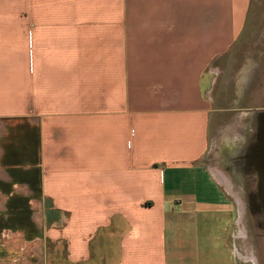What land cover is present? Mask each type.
<instances>
[{
  "label": "crops",
  "instance_id": "obj_1",
  "mask_svg": "<svg viewBox=\"0 0 264 264\" xmlns=\"http://www.w3.org/2000/svg\"><path fill=\"white\" fill-rule=\"evenodd\" d=\"M263 124L264 0H0V264H264Z\"/></svg>",
  "mask_w": 264,
  "mask_h": 264
},
{
  "label": "rangeland",
  "instance_id": "obj_2",
  "mask_svg": "<svg viewBox=\"0 0 264 264\" xmlns=\"http://www.w3.org/2000/svg\"><path fill=\"white\" fill-rule=\"evenodd\" d=\"M248 138L249 139H247V145H245V147L243 148L240 146L236 147V150L239 151H216L215 154L216 158L211 157L210 163L213 166H216L217 168L224 167L227 169H231L232 171L231 173L233 174V177L235 179H240L242 173L245 181L247 182L248 187L241 188L235 186L234 188H232V192L235 195L241 196L242 200H245L244 204L241 203L239 206H240V211L242 210L241 213L243 217L241 220V225L248 232L246 252L249 259L251 258L252 253H257L260 259L261 258L264 259V226L263 227L258 226V220L255 214L250 209L251 205L248 203L249 198H247L250 192L254 193L255 187L253 186L254 185L253 183L255 180H257L256 172L254 171L250 158L251 150L253 146H249L248 147L249 149L248 148L246 149V146H248L250 143L252 144L253 140L251 139L250 136ZM217 147H219L218 148L219 150L223 146L219 145ZM245 150H249V151H245ZM239 168L242 169V172H240V170L238 171ZM260 204L262 210L264 211L261 201Z\"/></svg>",
  "mask_w": 264,
  "mask_h": 264
},
{
  "label": "water",
  "instance_id": "obj_3",
  "mask_svg": "<svg viewBox=\"0 0 264 264\" xmlns=\"http://www.w3.org/2000/svg\"><path fill=\"white\" fill-rule=\"evenodd\" d=\"M259 139L251 150V163L257 176V194L264 209V124L259 130Z\"/></svg>",
  "mask_w": 264,
  "mask_h": 264
},
{
  "label": "flooded vegetation",
  "instance_id": "obj_4",
  "mask_svg": "<svg viewBox=\"0 0 264 264\" xmlns=\"http://www.w3.org/2000/svg\"><path fill=\"white\" fill-rule=\"evenodd\" d=\"M253 184H254L253 186L255 187V191H254V193L250 192L248 194L247 198H249V200L248 199L247 200H248V203L251 205L250 209L255 214V216L258 220V226L263 227L264 226V211L261 208L260 200H259L257 190H256L257 180H255Z\"/></svg>",
  "mask_w": 264,
  "mask_h": 264
},
{
  "label": "bare ground",
  "instance_id": "obj_5",
  "mask_svg": "<svg viewBox=\"0 0 264 264\" xmlns=\"http://www.w3.org/2000/svg\"><path fill=\"white\" fill-rule=\"evenodd\" d=\"M242 211V210H241Z\"/></svg>",
  "mask_w": 264,
  "mask_h": 264
}]
</instances>
